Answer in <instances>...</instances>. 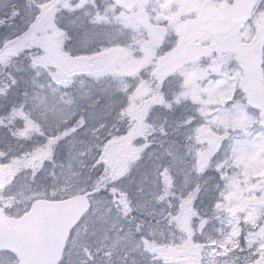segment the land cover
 Here are the masks:
<instances>
[{
  "label": "snow or ice",
  "instance_id": "snow-or-ice-1",
  "mask_svg": "<svg viewBox=\"0 0 264 264\" xmlns=\"http://www.w3.org/2000/svg\"><path fill=\"white\" fill-rule=\"evenodd\" d=\"M0 264H264V0H0Z\"/></svg>",
  "mask_w": 264,
  "mask_h": 264
}]
</instances>
